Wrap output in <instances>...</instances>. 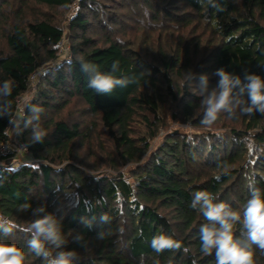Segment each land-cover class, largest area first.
Segmentation results:
<instances>
[{
  "label": "trees",
  "instance_id": "trees-1",
  "mask_svg": "<svg viewBox=\"0 0 264 264\" xmlns=\"http://www.w3.org/2000/svg\"><path fill=\"white\" fill-rule=\"evenodd\" d=\"M15 1L10 9L0 0V82H15L9 99L16 106L34 86L26 103L45 109L41 123L48 135L37 144L29 131L19 135L36 163L0 166V215L23 228L36 218L32 208L46 206L62 218L67 248L80 255L77 264H215L214 254L200 252L199 228L206 221L190 207L193 193L208 191L242 212L250 179L264 191V115H222L203 133L168 134L152 152L149 141L163 125L165 104L175 109L174 120L180 113L179 121L204 126L201 75L208 76L210 87L218 83L214 73L222 67L242 77L245 70L264 77V0ZM72 7L69 49L59 60L62 26L41 10ZM141 24L160 31L152 42L129 39L127 33ZM81 59L104 72L118 61L115 75L136 82L111 95L97 94L80 71ZM34 72L39 76L31 80ZM136 122L142 125L137 130ZM7 125L0 118V144L8 140ZM215 127L222 132L211 130ZM245 137L255 145L251 154ZM89 156L117 175L87 173L98 169ZM4 158L0 155V161ZM128 165L131 181L120 171ZM84 217L92 220L91 228L84 226ZM101 230L106 236L99 240ZM162 232L175 234L190 251L155 253L150 241ZM78 234L87 249L73 241ZM28 239L19 230L0 234V242L24 251L25 264H46L29 253ZM254 264H264L259 249Z\"/></svg>",
  "mask_w": 264,
  "mask_h": 264
},
{
  "label": "clouds",
  "instance_id": "clouds-1",
  "mask_svg": "<svg viewBox=\"0 0 264 264\" xmlns=\"http://www.w3.org/2000/svg\"><path fill=\"white\" fill-rule=\"evenodd\" d=\"M147 15L145 12V16ZM78 62L81 73L87 77L88 87L97 94L111 95L117 88H127L136 82L127 76L115 75L119 71L118 61L113 62L107 72L86 60L81 59ZM66 63L71 66V59ZM214 74L219 78L214 87H210L206 74L199 77L197 88L202 98V125L211 127L222 115L230 119L239 118L240 115H264V77L248 70L244 71L242 77L223 67ZM186 76L187 81L193 83L194 74L188 72ZM14 87L15 82L12 80L0 82V118L7 119L16 135L29 131L31 143H42L48 135L41 123L45 109L30 102L24 108L14 105L9 99ZM244 142L251 154L255 145L248 137L244 138ZM248 187L250 198L244 204L242 212L227 202L217 201L208 191L193 193L190 207L201 213L206 221L199 228L200 252L205 256L214 254L215 264H254V249H259L264 254V191L255 187V182L251 179ZM29 207L31 206L25 205L26 209ZM86 210L91 211L92 208L87 206ZM32 214L36 218L23 228L0 215V234L9 236L17 230L24 232L29 237V253L42 258L46 264H77L80 255L76 250L67 248L68 241L65 239L62 218L48 212L44 205L32 208ZM101 220L108 222L105 215ZM82 222L86 228L92 227L93 222L87 217L82 218ZM238 225L239 236L236 235ZM105 236L104 230L96 234L99 240ZM73 241L79 247L87 249L88 242L81 234L76 235ZM150 246L157 254L180 250L187 254L190 251L175 238V234L163 232L151 238ZM25 260L22 249L0 242V264H25ZM193 264L196 262L193 261Z\"/></svg>",
  "mask_w": 264,
  "mask_h": 264
},
{
  "label": "rangeland",
  "instance_id": "rangeland-1",
  "mask_svg": "<svg viewBox=\"0 0 264 264\" xmlns=\"http://www.w3.org/2000/svg\"><path fill=\"white\" fill-rule=\"evenodd\" d=\"M126 1L127 0H123L124 5H126L125 4ZM6 2H7V0H6ZM116 2H118V1H116ZM137 2H138V0H136V3ZM7 3H8V6L10 9H12V7L17 5L15 0L13 2H12V0H10ZM130 8L131 7H128L126 9L125 8L122 9L121 12L123 13V15L127 14L126 12L130 11ZM25 10L30 11V7L26 8ZM41 11H42L43 16L49 17L50 19H52L53 21H55L56 23H58L59 25L62 26V29L64 32V39H63L64 40L63 41L64 47L61 51L59 49V60L63 59V57L68 53V49H69V47H68V45H69L68 44V23L67 22L69 21V18L71 16L72 11H73V7L69 8V10H67V11H62V10L53 9V8H47L46 11H43V10H41ZM47 11H48V13H46ZM116 11L118 12L120 10H116ZM129 16L132 19L136 18L134 14H131ZM126 25L132 26V22H129V24H126ZM141 25H143V26L140 27L139 29H137V28L132 29L131 33H127L129 35V39L133 38V41H132L133 43L135 42V40L139 41V39H142V37H144L145 39H148V41H151V39L153 37H155L156 34L160 33L159 30H155L154 28H151V26L148 27V26H146V24H141ZM135 26L138 27L137 25H135ZM150 48L153 49V47H150ZM33 92H34V86H32L29 93L22 95V97L19 99L20 108H24L27 99L33 95ZM175 113H176V111L174 108H172L169 104H165L164 111L163 110L161 111V115H163V125L159 127L158 133L155 135V137L149 141V143H150L149 151H151V152L154 151L163 142L164 138L168 134L182 133V134H186L188 136H193V135L203 133L207 130H210L206 126H193L188 122L179 121V120H181L180 113H179L177 119L174 120L172 118V116ZM77 115H75L74 119L77 118ZM73 121H77V120H73ZM224 121L229 122L228 120H224ZM141 126L142 125L139 122L138 123L136 122L135 129L137 130V129L141 128ZM215 128L216 129H211V130L222 132V129H219L217 127H215ZM137 133H139V132H137ZM7 134H8V139L10 141H12L13 143L15 142L14 144L16 147V143L20 142L19 135L15 134V132L12 130L11 126L9 127ZM82 151H85V150L83 149ZM81 154L83 155L84 153L81 152ZM8 155H10V157H8ZM18 155H15L14 151L7 154V155H3L6 158H4L2 161H0V166L16 165L17 164L16 161H18V159H20L19 162L22 160V163L32 164V163H30V159L24 158V157H26L25 154H22L21 157ZM146 159H147L146 157L143 158V160H146ZM89 160H90V162L95 161L98 169H97V171H94V172H92V171L87 172L85 169L84 170L85 172L90 173L92 175H94V174L95 175L96 174L107 175L109 178H113L117 175L116 172L108 170V168H103V166L101 165V160L99 158L89 156ZM97 160H99V161H97ZM131 167H132L131 165H128V166L123 167L120 170L121 173L126 177V180H128V181H131V178L129 176Z\"/></svg>",
  "mask_w": 264,
  "mask_h": 264
},
{
  "label": "built area",
  "instance_id": "built-area-1",
  "mask_svg": "<svg viewBox=\"0 0 264 264\" xmlns=\"http://www.w3.org/2000/svg\"><path fill=\"white\" fill-rule=\"evenodd\" d=\"M63 45H64L63 41L59 42L60 51L63 49V47H64ZM38 74H39V72L32 73V75L30 76V79L31 80L35 79ZM17 106L20 107V102L19 101L17 103ZM9 127H10V125L8 124L7 128H6L7 132H8ZM14 143L8 139L6 142L0 144V155H7V154H9V153L14 151L15 155L19 154L18 156L21 157L22 154H25L26 157H24V158L30 159V163H32V164L36 163V161L34 159L30 158V155H29L26 147L24 146V144L21 141L16 143V147H15ZM19 160L20 159H18V161H16L17 164H21L22 163V160L20 162H19Z\"/></svg>",
  "mask_w": 264,
  "mask_h": 264
}]
</instances>
